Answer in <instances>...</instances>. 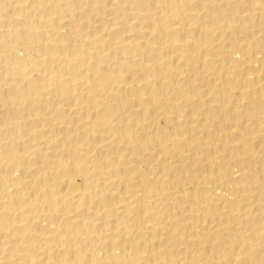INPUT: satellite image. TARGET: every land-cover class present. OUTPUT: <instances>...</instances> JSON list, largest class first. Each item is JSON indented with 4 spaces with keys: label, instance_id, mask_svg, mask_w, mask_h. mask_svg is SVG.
I'll use <instances>...</instances> for the list:
<instances>
[{
    "label": "bare ground",
    "instance_id": "1",
    "mask_svg": "<svg viewBox=\"0 0 264 264\" xmlns=\"http://www.w3.org/2000/svg\"><path fill=\"white\" fill-rule=\"evenodd\" d=\"M0 264H264V0H0Z\"/></svg>",
    "mask_w": 264,
    "mask_h": 264
}]
</instances>
